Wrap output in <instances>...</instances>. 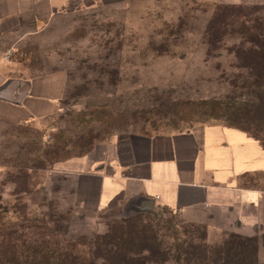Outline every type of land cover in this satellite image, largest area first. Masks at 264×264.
Instances as JSON below:
<instances>
[{"label": "rangeland", "instance_id": "rangeland-1", "mask_svg": "<svg viewBox=\"0 0 264 264\" xmlns=\"http://www.w3.org/2000/svg\"><path fill=\"white\" fill-rule=\"evenodd\" d=\"M261 27L264 0H95L12 51L28 76L64 75L66 93L55 116L0 124V264H219L243 243L168 209H78L60 166L199 126L244 128L264 140L263 85L227 52L209 57L204 40ZM251 240L250 254L261 244Z\"/></svg>", "mask_w": 264, "mask_h": 264}, {"label": "crops", "instance_id": "crops-1", "mask_svg": "<svg viewBox=\"0 0 264 264\" xmlns=\"http://www.w3.org/2000/svg\"><path fill=\"white\" fill-rule=\"evenodd\" d=\"M95 0H0V124L24 125L62 111L61 73L28 76L11 52L62 14ZM75 207L121 212L168 209L187 225L258 239L264 264V145L232 126H199L141 137L126 146L70 159ZM150 214V213H141Z\"/></svg>", "mask_w": 264, "mask_h": 264}, {"label": "trees", "instance_id": "trees-1", "mask_svg": "<svg viewBox=\"0 0 264 264\" xmlns=\"http://www.w3.org/2000/svg\"><path fill=\"white\" fill-rule=\"evenodd\" d=\"M204 40L210 48L208 51L209 57L213 56L216 59H221L223 51L227 52L228 56H232L233 60L237 61L238 65L235 66L236 69L251 71L252 76L255 77V83L260 88L262 85L264 87V27L251 30L246 29L241 33L210 32L204 35ZM235 40L239 43L235 44L232 48H225L227 43ZM216 50L218 53H216ZM240 129L246 131L264 145V140L260 139L257 135L252 134L247 129ZM238 239L244 242L239 243L236 248H230L223 257H218L219 264H259L257 245H254V252L250 254L248 244L253 243V240L240 236ZM214 264L218 263L214 262Z\"/></svg>", "mask_w": 264, "mask_h": 264}, {"label": "water", "instance_id": "water-1", "mask_svg": "<svg viewBox=\"0 0 264 264\" xmlns=\"http://www.w3.org/2000/svg\"><path fill=\"white\" fill-rule=\"evenodd\" d=\"M2 89H0V93ZM141 213H151V211H142L138 207V203L136 201H130L123 209L122 216H130L133 214H141Z\"/></svg>", "mask_w": 264, "mask_h": 264}]
</instances>
